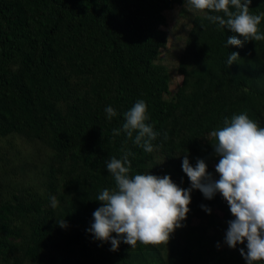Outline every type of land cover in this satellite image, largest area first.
Here are the masks:
<instances>
[{"label": "trees", "instance_id": "obj_1", "mask_svg": "<svg viewBox=\"0 0 264 264\" xmlns=\"http://www.w3.org/2000/svg\"><path fill=\"white\" fill-rule=\"evenodd\" d=\"M178 2L0 0V138L37 139L50 150L40 192L0 194V264H246L239 252L247 251L246 241L229 248L221 236L233 217L220 193L207 199L192 189L190 211L167 244L121 241L113 251L110 241L87 231L101 206L98 194L115 189L106 169L111 157L130 151V174L170 175L190 188L183 157L192 166L198 158L215 162L210 134L226 117L245 113L264 127V40L226 47L234 33L207 19L222 12L191 18L177 59L178 86L164 97L168 75L153 62L165 41L158 25L162 10ZM249 12L264 13V0H251ZM258 30L264 34V17ZM233 51L240 58L228 65ZM140 99L145 122L158 133L151 153L133 143L135 131L129 138L122 129L123 114ZM108 106L117 113L111 119ZM200 219L213 235L196 228ZM220 240L222 248L209 252Z\"/></svg>", "mask_w": 264, "mask_h": 264}, {"label": "clouds", "instance_id": "obj_2", "mask_svg": "<svg viewBox=\"0 0 264 264\" xmlns=\"http://www.w3.org/2000/svg\"><path fill=\"white\" fill-rule=\"evenodd\" d=\"M196 10H208L221 15H209L210 22L226 27L234 35L227 38L229 45L242 47L245 41L264 40V34L258 30L264 13L254 15L249 12L251 0H188ZM234 8L235 11L230 10ZM238 52H231L228 65L237 62ZM105 112L109 119L116 116V110L108 106ZM122 129L131 138L137 134L133 143L142 147L144 152L154 151L153 140L158 133L148 120L147 104L137 100L124 114ZM119 135V130L114 129ZM216 143L212 144L214 153L219 157L215 164L218 178L207 171L203 159H197L195 166L187 155L182 160V170L190 181V188L177 185L170 175L152 173L130 174L133 155L126 152L121 158L111 157L106 169L114 177L115 189H103L96 200L101 206L92 213L93 222L88 232L102 242L110 241L111 250H117L121 241L135 247L139 241L145 245L167 244L170 234L182 226L186 214L190 211V192L198 189L207 199L220 193L227 202L233 219L229 220L225 243L229 248L246 241V249L240 248V255L246 264L264 261V127L250 119L245 113L233 115L231 120L224 119L223 127L210 134ZM55 196L51 197V206H57ZM206 212L211 209L201 205ZM60 227L67 226L61 219ZM115 233V236H113Z\"/></svg>", "mask_w": 264, "mask_h": 264}, {"label": "rangeland", "instance_id": "obj_3", "mask_svg": "<svg viewBox=\"0 0 264 264\" xmlns=\"http://www.w3.org/2000/svg\"><path fill=\"white\" fill-rule=\"evenodd\" d=\"M202 13L203 11L192 8L188 0L175 3L171 8H165L161 12L163 21L158 27L165 32V41L157 49L153 62L166 69L168 93L164 95L165 98L172 96L180 80V75L176 70L177 59L182 51L190 20L193 16ZM49 156L50 150L37 139H29L16 134L0 138V194L6 195L17 188L29 193L40 192L42 189L40 184ZM218 160L219 158L210 165L207 164V171L212 173L214 179L217 178L215 164ZM206 221L200 219L196 228L203 229L207 235H213L215 229L207 226ZM225 224L228 227V223L225 222ZM225 234L222 233L221 236L225 237ZM223 243V240H220L209 252L217 253Z\"/></svg>", "mask_w": 264, "mask_h": 264}, {"label": "built area", "instance_id": "obj_4", "mask_svg": "<svg viewBox=\"0 0 264 264\" xmlns=\"http://www.w3.org/2000/svg\"><path fill=\"white\" fill-rule=\"evenodd\" d=\"M221 202L222 204L227 205V202L223 199V197L221 198Z\"/></svg>", "mask_w": 264, "mask_h": 264}]
</instances>
